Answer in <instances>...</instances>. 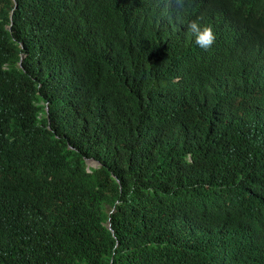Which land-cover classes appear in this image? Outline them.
<instances>
[{"label":"trees","instance_id":"1","mask_svg":"<svg viewBox=\"0 0 264 264\" xmlns=\"http://www.w3.org/2000/svg\"><path fill=\"white\" fill-rule=\"evenodd\" d=\"M213 1L264 40V0ZM11 5L0 0V264H221L209 222L237 233L227 264H264L256 99L242 100L254 133L238 132L221 118L238 107L218 70L188 71L185 99L160 90L128 45L139 25L123 1L18 0L6 27ZM66 142L103 165L86 170ZM207 181L203 205L187 190Z\"/></svg>","mask_w":264,"mask_h":264},{"label":"clouds","instance_id":"2","mask_svg":"<svg viewBox=\"0 0 264 264\" xmlns=\"http://www.w3.org/2000/svg\"><path fill=\"white\" fill-rule=\"evenodd\" d=\"M11 1L12 5L8 9L10 21L6 27H10L12 14L18 6V0ZM118 1H123L129 6L128 16L139 25L138 31L128 37V45L134 55L161 78L158 87L160 90L178 91V96L185 99L178 88L188 71L210 75L218 70V90L233 94L236 97L235 105L238 107L235 111L238 116L233 119V110L225 106L221 112L222 120L235 127L238 132L249 130L254 133L249 114H245L242 105L243 97L252 95L260 109V121L264 123V40H252L247 37L244 29L246 18L242 13L236 14L213 0ZM68 7L69 5L64 4L54 8L53 13L56 14L57 20ZM147 39L155 41L156 46L150 47ZM17 42L23 46L22 40ZM23 56L22 51L19 64ZM44 108L48 109L47 101ZM65 148L74 150L75 158L86 170L103 165L102 161L91 155L85 147L76 153L75 146L66 142ZM142 163L140 160L134 164L139 170ZM113 177L120 181L114 173ZM212 187L210 181H207L206 184H196L187 191L196 196L203 205H207L202 191ZM173 193L170 190L166 194ZM203 225L220 244L218 252L215 253L219 262L227 264L226 255L232 252L237 233L227 223L217 227H214L212 222ZM107 226L112 230L110 221ZM258 249L264 259L262 242ZM113 263L114 260L110 257L107 264Z\"/></svg>","mask_w":264,"mask_h":264},{"label":"bare ground","instance_id":"3","mask_svg":"<svg viewBox=\"0 0 264 264\" xmlns=\"http://www.w3.org/2000/svg\"><path fill=\"white\" fill-rule=\"evenodd\" d=\"M236 222V221H235ZM243 222V221H242ZM234 223V222H233ZM232 224V223H231ZM247 224V223H246ZM247 227V226H246ZM235 228V227H234ZM231 257V256H230ZM238 257V256H237ZM239 258V257H238ZM207 259V258H206ZM208 260V259H207ZM232 260V259H231ZM234 260H235V258H234ZM209 261V260H208ZM236 262V261H235ZM213 263V262H212ZM215 263V262H214ZM230 263V262H229ZM232 263V262H231ZM233 263H234V261H233ZM237 263V262H236Z\"/></svg>","mask_w":264,"mask_h":264}]
</instances>
